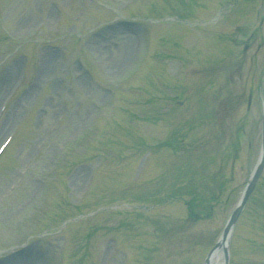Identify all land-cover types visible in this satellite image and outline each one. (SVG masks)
Instances as JSON below:
<instances>
[{"label":"rangeland","instance_id":"rangeland-1","mask_svg":"<svg viewBox=\"0 0 264 264\" xmlns=\"http://www.w3.org/2000/svg\"><path fill=\"white\" fill-rule=\"evenodd\" d=\"M5 98L0 264H203L258 157L264 0H0ZM228 252L264 264V171Z\"/></svg>","mask_w":264,"mask_h":264},{"label":"water","instance_id":"water-1","mask_svg":"<svg viewBox=\"0 0 264 264\" xmlns=\"http://www.w3.org/2000/svg\"><path fill=\"white\" fill-rule=\"evenodd\" d=\"M263 163H264V109H263V113H262V141H261V154H260L259 162H258L254 172L252 173V175L250 176V178L246 184V187L243 191V194H242L240 201L238 202L237 206L235 207V209L231 213L229 220L225 224L223 232L219 238V242H217L214 245L212 250L208 253L207 258L210 255V253L215 249V247L223 245V251H224L223 264H227V250H226V247H224V243H225V241H227L231 227H232L235 219L239 215V213L243 207V204L245 203L249 193L251 192V190L253 188L255 180L258 177V175L262 169ZM206 263H207V259H206Z\"/></svg>","mask_w":264,"mask_h":264},{"label":"bare ground","instance_id":"bare-ground-1","mask_svg":"<svg viewBox=\"0 0 264 264\" xmlns=\"http://www.w3.org/2000/svg\"><path fill=\"white\" fill-rule=\"evenodd\" d=\"M9 80V74L7 73V75L4 76V78L1 80L2 82H7ZM211 263L212 264H220V250L217 249L212 257H211ZM15 264H18V263H15Z\"/></svg>","mask_w":264,"mask_h":264}]
</instances>
